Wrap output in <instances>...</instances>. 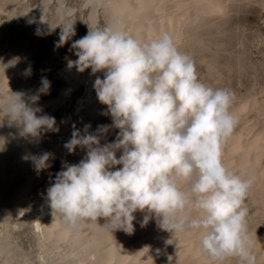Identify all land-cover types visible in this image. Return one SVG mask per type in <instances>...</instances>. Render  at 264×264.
I'll use <instances>...</instances> for the list:
<instances>
[{
    "label": "clouds",
    "instance_id": "1",
    "mask_svg": "<svg viewBox=\"0 0 264 264\" xmlns=\"http://www.w3.org/2000/svg\"><path fill=\"white\" fill-rule=\"evenodd\" d=\"M75 34V22L61 26L59 43ZM71 48L78 59L69 67L104 73L93 87L119 134L101 145L109 126H99L97 134L88 132L90 125L83 134L73 126L65 148L69 153L86 149V158L64 164L47 189L54 220L74 233L99 227L132 234L134 213H147L144 225L154 216L172 233L200 230V249L213 261L238 258L241 264H257L247 229L246 200L253 180L242 179L223 163L224 146L238 125L231 112L235 93L202 83L192 57L167 32L144 41L118 21L89 28ZM49 88L43 79L40 91ZM38 99L26 102L23 92H10L0 111L25 135L58 132L54 117L37 115L41 109L33 104ZM50 159L47 152L33 157L37 171L49 168ZM99 218L108 223L99 226Z\"/></svg>",
    "mask_w": 264,
    "mask_h": 264
},
{
    "label": "bare ground",
    "instance_id": "2",
    "mask_svg": "<svg viewBox=\"0 0 264 264\" xmlns=\"http://www.w3.org/2000/svg\"><path fill=\"white\" fill-rule=\"evenodd\" d=\"M212 2L219 9V13L224 11L225 7L222 4L224 1L221 2V0H0V66L9 65L10 61L16 59V63L6 67L5 70L0 67V109L5 107L10 92H23L26 102H30L32 96H39V99L33 104V107H36L44 99L42 97L43 92L40 91L42 89V80L51 78L48 72L56 64H59L62 55L67 53L66 50L71 53L69 61L78 59L71 45L75 40L80 39L78 36L80 31H85L84 29L87 27H96L98 25L100 11L109 26L119 21L123 23L130 35L137 39L149 41V34L153 27H151V23L153 24V21L156 22L157 20L160 22V19L165 16L164 13L171 5L183 11L188 10L189 6H193L194 13L189 15V17L187 16L188 21L192 23L198 19L201 12L213 11ZM3 17L4 19H1ZM70 22H75L76 34L71 40L61 45L59 43L61 26H66ZM154 28L159 33H172L174 39L179 37L174 30L165 25L156 24ZM177 32L179 33V31ZM69 61L65 66L56 69L67 79L68 87L74 88L81 82H90L89 86H91V81L95 77L92 74L88 75L86 71L79 72L75 66L69 67ZM29 69L30 71H28ZM91 94L92 92L89 90L88 95ZM65 100L66 95L61 94L50 101L42 103L55 106L63 104ZM87 102L92 104L88 107L94 108L99 102L97 95L93 94ZM80 114L83 115V113ZM88 115L92 116V114ZM86 117L85 121H87ZM76 118V121L72 123L75 127L81 120L78 117ZM3 121L6 122L7 132L11 136L15 148L27 151V158H25V166L22 169H18L15 175H7L5 170L0 167V185L8 182V184L13 186L15 195L23 196V192L25 193L31 187L30 179L32 169L35 166L33 157L40 156L35 152V146L37 148L40 147L38 139L42 138L44 131L38 137L25 135L22 126L14 122L10 123L6 113L0 111V124ZM259 132V135H255L256 137L254 135L251 136V138L254 137L253 139L246 140L247 144L244 143L245 140H241L240 135H232L233 137L231 136L223 149L224 165L229 162L234 168L232 166H230L232 168H228L229 164L227 163L228 169H241L249 179L253 180L250 189L251 193L252 190L254 191V194L250 197L251 203L248 204L250 206L254 205V208L262 202L259 197L264 196V135H260L263 130ZM69 137L71 139L72 135L69 134ZM121 166L118 165L116 168ZM232 170L230 171L232 172ZM239 170L237 171L239 172ZM42 174L44 173L42 172ZM40 176L42 177L41 173ZM37 198H39L38 201L40 202V211H38V213L40 212V217L35 222L36 227L41 229L44 239L49 241V245L46 248L47 254H54L55 250L61 246V243H65L69 247V250L62 255L64 262L61 264H175L174 262L176 261L172 260L173 263L169 261L174 254H178L180 259L182 258L178 264H221V262L213 261L202 253L200 249V230L197 233L194 232V235H189V233L176 238H174V235L172 244L170 245L171 242L169 246L164 244L167 247L163 245L162 247L164 248H161V244L165 239L162 235L163 228L160 223L162 218H156V221L153 222L154 224L149 221L144 225L143 219L145 215L141 212H136L134 213L136 219L133 221L134 232L132 234H128L123 230L110 231L99 227H89L87 234H82V232L74 233L63 227L59 219L54 220L47 193ZM18 202H20V199L16 197H7L5 199V208L8 209L9 213H14L15 205ZM246 202L249 201L247 200ZM4 220V222H0L3 228L0 231V258L4 259L5 256H8V258L5 257L7 259L0 264H31L32 261L30 263L28 257H26V260L27 258L28 260L24 261L25 258L22 259L14 251L13 227L7 221V218ZM106 223L108 221L105 218L98 219L99 226L103 227ZM263 228L260 231H251L249 233L253 241L254 251H259L257 264H261V262L264 264ZM142 233L144 235L147 233L145 242L127 243V238L130 235H143ZM166 239L168 240V238ZM145 246L147 248L151 246L156 249V255L154 257H152L153 254L151 257H141ZM234 260L237 259L228 258L222 264H230ZM238 261L240 260L238 259Z\"/></svg>",
    "mask_w": 264,
    "mask_h": 264
},
{
    "label": "rangeland",
    "instance_id": "3",
    "mask_svg": "<svg viewBox=\"0 0 264 264\" xmlns=\"http://www.w3.org/2000/svg\"><path fill=\"white\" fill-rule=\"evenodd\" d=\"M223 1L221 0L225 7L224 11H220L219 13V9L215 7L212 2L211 6H214L213 11L207 13L201 12L196 20L197 22L195 21L192 23L188 21V17L194 13L193 6H189L188 10L183 11L171 5L164 13L166 17L163 15L165 18L162 17L160 22L159 20L156 22L153 21L154 25L151 23V27H153L149 34V41L162 33H159V31L154 28L156 24L165 25L174 30L179 36V40L178 38L175 39L179 50L192 57L196 65L199 80L213 88L230 89L235 93V100L231 112L238 119V125L233 135H240L241 140H245L244 143H246V140L249 141L251 136H255L256 134L259 135V131L263 130L264 132V0ZM216 8L217 10H215ZM1 19H4V17ZM97 24L96 27L87 28L95 29L97 26H109L105 22L104 15L101 14V11ZM87 28L84 29L85 31L82 30L78 33L79 38L88 33L89 29ZM177 31H179L180 34ZM169 34L172 35V33ZM65 49L67 48L65 47ZM66 52L67 53L62 55L59 64H56L48 72L51 76V78L47 79L50 82V88L47 92L42 93L44 99L36 106L41 109L37 115L54 117L56 127L59 129L58 132L44 130L42 138L38 139L40 147L37 148V146H35V152H37L38 155L45 152L51 154L49 163L51 166L45 169V171H37L36 167H33L30 179L31 187L26 190L25 193L23 192V196L18 194L15 195L13 186L8 184V182H4L0 185V222H4V219L7 218V221L11 223L13 227V240L15 242L14 251H16L22 259L25 258L24 261H27L29 258L28 261L30 263L32 261L31 264H61L64 262L62 255L69 250L67 244L61 243L62 247L60 246L55 250L54 254H47L46 248L49 245V241L44 239L42 231L40 228L36 227L35 221L40 217V212L38 213V211H40V202L37 197L47 193V189L55 181L56 174L62 170V166L64 164H78L82 159L86 158V149L78 147L74 152L69 153L66 148H63L71 137H69V134L72 135L73 133L74 127L72 123L76 121V117L82 120H80L75 127V129L80 130L81 134L84 133L86 125L91 126L88 129L90 134H97L99 126H109V130L101 135V145L114 142L119 134V129L110 127L112 125V117L107 114L106 105L98 102V104L94 106V108L96 107L95 109L88 107L92 104L87 101H89L93 94L96 95V91L93 87L94 81L97 76L103 79L104 73L100 72L96 75L92 74L91 69H87L85 70L87 74H92V76L95 77L91 81V86H89L90 82H81L76 87L69 88L67 79L56 70L59 69V67L65 66L70 60L71 53L68 52V50H66ZM89 90L92 92L91 95H88ZM61 94L66 95V100L63 104L55 106L43 104L45 101H50ZM87 108L91 112L87 111ZM80 113H83V115ZM88 114H92V116ZM81 115L83 118H81ZM86 116H89L88 119ZM85 117L87 121L84 120ZM263 132L260 135H264ZM253 138L254 137L251 139ZM24 152L25 150L23 149L17 150L15 148L12 138L7 132L6 122L3 121L0 124V167L5 170L7 175H15L18 169H22L25 166L27 151ZM120 154V152H117V158H119ZM227 163L229 164V162H226V168L228 167ZM230 166L233 167L232 164H229L228 168H232ZM233 170L232 172L234 174H238L240 177L242 175V179H249L241 169L240 171L237 168L239 172ZM42 172L44 174H42ZM253 194L254 191L252 190L251 193L250 189L248 194L249 198L247 197L249 202H246L248 207V233H251V231H260L264 227V196L259 197L262 202L260 201V205L258 204L257 207L254 208V205H251L252 207L249 205L251 203L250 197ZM7 197H16L20 199V202L22 200L21 203L18 202L15 205L14 213H9L8 209L5 208V199ZM196 213V211H192L191 215L195 217L198 214ZM143 214L146 215L147 213ZM155 219L156 217L153 216V218L149 220L150 223L154 224L153 222L156 221ZM1 229L3 230L0 225V231ZM191 231L189 232L190 234L180 232L172 233L162 229V235L165 239L161 244V248H164L162 247L164 244H168L169 246L170 242L171 245L174 235V238L188 234L194 235L199 230ZM88 232L89 230L86 228L82 231V234H87ZM142 234L143 235H130L127 238V243L133 244L138 241L145 242L147 233H145V235L144 233ZM166 238H168V240ZM164 246L167 247V245ZM146 248L145 246V250H143L141 257H151L152 254V257H154L156 255V249L151 246ZM255 251L254 253H257V257L259 251ZM174 255L177 256L175 257ZM174 255L170 257V262L172 260L178 261V254ZM5 257L8 258V256ZM5 257L4 259L0 258V263L7 259ZM26 257H28L27 260ZM181 259L179 258V261L174 263L178 264ZM236 259L237 260H234L230 264H237L238 262L241 264V261H238V258ZM171 263H173V261Z\"/></svg>",
    "mask_w": 264,
    "mask_h": 264
}]
</instances>
